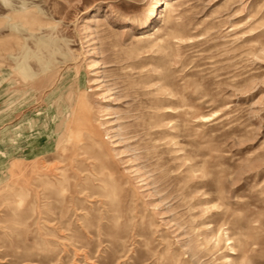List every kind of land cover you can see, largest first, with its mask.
<instances>
[{"label": "rangeland", "instance_id": "obj_1", "mask_svg": "<svg viewBox=\"0 0 264 264\" xmlns=\"http://www.w3.org/2000/svg\"><path fill=\"white\" fill-rule=\"evenodd\" d=\"M162 1L0 0V264H210L213 168L264 264V0Z\"/></svg>", "mask_w": 264, "mask_h": 264}, {"label": "bare ground", "instance_id": "obj_2", "mask_svg": "<svg viewBox=\"0 0 264 264\" xmlns=\"http://www.w3.org/2000/svg\"><path fill=\"white\" fill-rule=\"evenodd\" d=\"M162 5L164 9L159 11L156 8L151 9L148 18L158 14L162 20H169L170 17L168 14L171 8V1L163 0ZM155 30V32H158L159 28L157 27ZM261 48L264 49V45ZM25 144V141H23L24 147ZM25 155H27L26 152L23 153L21 159L26 157ZM215 165H217V163H214L213 166ZM219 172L220 175H223L221 173H223L224 170L218 171L216 168L212 169L213 176L211 187L208 192L209 194L207 196L205 195L204 199L197 201L198 203L210 204V206L205 207V209L210 211L209 221L213 223V225L211 224L212 226H209L210 228H207L208 230L206 232L201 233L205 235L204 240L206 247H204V249H199L198 247L200 244L198 243L195 246L196 250H193V255H195V257L197 256V260L202 256L204 257V255H211L210 264H257L261 254L257 251V242L255 240H249L251 238L249 230L254 227L250 221H246V215L242 212V205L245 203L233 201L232 195H223V187H218V183L216 184V176L219 175ZM191 204L193 205L194 203ZM232 204L239 205L240 207L232 209L230 208ZM217 215L221 218L217 219Z\"/></svg>", "mask_w": 264, "mask_h": 264}]
</instances>
